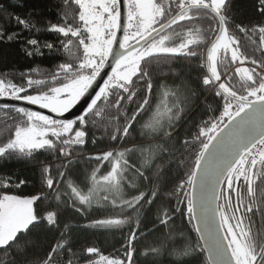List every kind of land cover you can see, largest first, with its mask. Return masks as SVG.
<instances>
[{
	"label": "snow or ice",
	"instance_id": "snow-or-ice-1",
	"mask_svg": "<svg viewBox=\"0 0 264 264\" xmlns=\"http://www.w3.org/2000/svg\"><path fill=\"white\" fill-rule=\"evenodd\" d=\"M72 5L74 14L67 11ZM231 5L61 0L58 22L44 27L57 42L42 44L23 37V31H41V21L9 14L23 31L0 27V42L20 43L29 59L47 52L60 62L0 70V158L33 160L40 170L38 191L27 196L11 192L26 180L0 177V264H78L85 253L86 264H137L141 227L168 228L177 215L196 237L168 252L175 264H264V231L253 230L257 217L264 224V20L235 23ZM258 12L264 17V0ZM161 60L187 61L196 75L165 92L172 106L157 107L138 128L153 104V68ZM204 92L205 100L219 103L180 138L177 125ZM144 129L160 141L154 149L145 153L143 140L126 146L137 133L143 138ZM89 139L115 147L85 154ZM165 157L167 168L157 165ZM69 211L85 218L105 213L83 227L120 232V248L99 260L90 258L99 255L97 247L74 251L73 225L62 219ZM165 251L160 244L143 255Z\"/></svg>",
	"mask_w": 264,
	"mask_h": 264
},
{
	"label": "trees",
	"instance_id": "trees-1",
	"mask_svg": "<svg viewBox=\"0 0 264 264\" xmlns=\"http://www.w3.org/2000/svg\"><path fill=\"white\" fill-rule=\"evenodd\" d=\"M61 0H0V27L7 29L9 33L12 32H21L23 31L22 26H18L16 20L9 19V14L18 15L25 20H30L32 22L41 21L40 24H37V27L41 31L36 32L32 31H23L24 38H35L41 42H57V34L48 33L44 31V27L48 23H57L58 15L57 13L60 9L57 5ZM261 0H232V12L234 13L235 23H243L249 27L252 24H256L261 20H264V17L258 12ZM70 14H74L78 11L76 5H72L67 9ZM205 27L207 25H204ZM234 27V25H233ZM241 38L242 43L248 44V37H244L242 34H238ZM258 39V38H257ZM22 45L20 43L12 42H0V70L7 69L9 71H23L30 67H36L39 65L41 68H50L53 64L60 62L59 59H53L51 56L45 53L44 58L33 57L29 59L26 57L21 50ZM204 50L203 47L201 49ZM241 65H233L229 71L235 70V67ZM248 66V65H243ZM153 71L155 73L154 84L156 87L153 90V104L151 108L143 116L140 117V122L137 125L139 128L140 125L148 123L153 113L159 107L161 112L166 111L168 107L172 106L173 98L171 96H165V92H169L175 87L179 86L182 82L188 81L191 78H194L196 73L188 67V62L184 60H177L175 63H170L166 61H159L155 64ZM160 85H166V87L161 88ZM208 96L207 92H204L199 96V99L195 102V111L184 114V119L179 122L177 127L179 128L178 135L180 138L185 137L189 133L194 131V125L200 123L202 119L205 118L206 109L210 107H215L218 100L212 99L210 96L207 100L205 97ZM5 121V116L0 112V134L3 133V124ZM145 135L141 138L140 134H136L135 140H129L126 143V146L131 147L133 144H139L142 142V148L145 153L150 149H154L159 143V140L152 139L150 130L144 129ZM98 136L100 132L96 133ZM175 137L172 141H169V144L175 142ZM115 145H109L105 142H98L95 146L92 145L91 140L87 147L84 149L85 154L95 153L103 150H109ZM137 157L140 156V150H137ZM45 156L41 155L38 157L39 160H45ZM170 159L165 157L164 159L157 160V165H162L167 168L166 160ZM77 167H83V164L78 165ZM92 167H95V163L92 164ZM108 170L107 167L103 168L100 175H103ZM183 171H187L184 169ZM39 168L36 166L35 161L28 159H2L0 158V177L4 178L3 182H7L8 178L18 182L23 179L27 183L20 187H12L11 192L21 196H27L36 194L39 188L40 176ZM171 173L174 176L177 173V169L173 167ZM3 191V189H0ZM86 191V190H85ZM103 195V192H101ZM159 203V201H157ZM172 205H176V200L171 201ZM105 213L103 212H93L91 216L85 218L83 216H78L71 211L65 213L62 217L65 223H70L73 225V233L76 238V242L73 244V250L79 251L82 247H97L100 249L99 255L90 257L92 260H99L100 255L112 256L115 254V249L120 248V244L123 241L120 239V232H97L92 229H85L83 226L87 225L91 219L101 218ZM154 219V216H153ZM189 226L187 224V219L182 218L177 215L175 220L171 222L168 228L160 227L157 230L153 231L152 223H146L141 227V233H143V238L138 236L136 243V260L137 264H175V259L168 254L169 251L175 249L180 250L186 245L189 239L194 240L196 237L195 233H190ZM259 228L261 231H264V224L259 223V218L257 217V223L254 225L253 230L255 231ZM125 235L128 233V229H124ZM43 237V234H41ZM160 244H164L168 251H165L160 257H153L152 255H143V253L152 247H157ZM38 253L42 252V249L37 248ZM85 258L87 254L85 253ZM85 258L79 260L78 264H86ZM4 257L0 253V260H3ZM204 258L201 257V260Z\"/></svg>",
	"mask_w": 264,
	"mask_h": 264
}]
</instances>
